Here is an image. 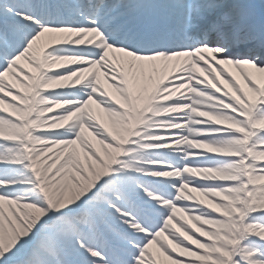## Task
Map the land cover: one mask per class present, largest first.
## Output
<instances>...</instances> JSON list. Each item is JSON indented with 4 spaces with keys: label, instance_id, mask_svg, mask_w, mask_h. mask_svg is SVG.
<instances>
[{
    "label": "snow or ice",
    "instance_id": "6c2138e0",
    "mask_svg": "<svg viewBox=\"0 0 264 264\" xmlns=\"http://www.w3.org/2000/svg\"><path fill=\"white\" fill-rule=\"evenodd\" d=\"M0 264H264V0H0Z\"/></svg>",
    "mask_w": 264,
    "mask_h": 264
}]
</instances>
